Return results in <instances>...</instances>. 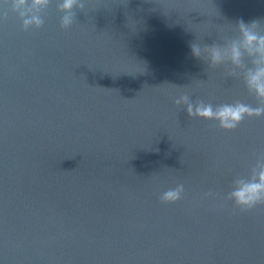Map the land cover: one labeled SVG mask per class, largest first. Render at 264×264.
<instances>
[{
    "label": "clouds",
    "instance_id": "clouds-1",
    "mask_svg": "<svg viewBox=\"0 0 264 264\" xmlns=\"http://www.w3.org/2000/svg\"><path fill=\"white\" fill-rule=\"evenodd\" d=\"M18 14L25 31L41 28L44 13L53 0H4L7 9ZM86 0H58L56 7L62 13L61 28L71 27L77 20V10L83 11ZM7 11L5 12V18ZM234 30L213 43H204L203 39L189 44L190 54L202 61L208 69L223 68L227 78L242 80L249 94L256 100V105L236 101L213 105L204 100L184 93L174 100L177 106H185L189 117L215 121L224 130H235L246 118H264V20L245 22L237 20ZM185 192L183 183L177 184L162 193L160 199L165 203L179 201ZM207 197L215 198L211 191ZM227 200L232 201L241 211H249L259 204H264V153L257 156L255 165L247 176H237L233 180Z\"/></svg>",
    "mask_w": 264,
    "mask_h": 264
},
{
    "label": "water",
    "instance_id": "water-1",
    "mask_svg": "<svg viewBox=\"0 0 264 264\" xmlns=\"http://www.w3.org/2000/svg\"><path fill=\"white\" fill-rule=\"evenodd\" d=\"M0 264H98L0 202Z\"/></svg>",
    "mask_w": 264,
    "mask_h": 264
}]
</instances>
